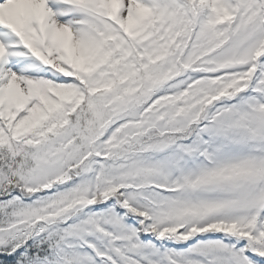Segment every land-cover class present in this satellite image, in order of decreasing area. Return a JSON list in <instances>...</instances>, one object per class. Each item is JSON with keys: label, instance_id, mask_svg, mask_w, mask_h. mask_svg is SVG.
Returning <instances> with one entry per match:
<instances>
[{"label": "snow or ice", "instance_id": "6c2138e0", "mask_svg": "<svg viewBox=\"0 0 264 264\" xmlns=\"http://www.w3.org/2000/svg\"><path fill=\"white\" fill-rule=\"evenodd\" d=\"M0 264H264V0H0Z\"/></svg>", "mask_w": 264, "mask_h": 264}]
</instances>
